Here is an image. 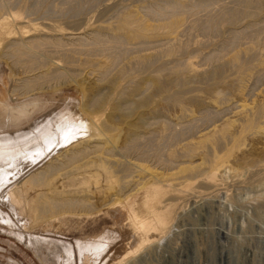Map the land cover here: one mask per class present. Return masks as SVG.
<instances>
[{"label":"rangeland","instance_id":"374dc122","mask_svg":"<svg viewBox=\"0 0 264 264\" xmlns=\"http://www.w3.org/2000/svg\"><path fill=\"white\" fill-rule=\"evenodd\" d=\"M3 1L8 3V6L4 11H0V15L3 16L0 21L8 23V25L0 29L1 140L6 139L8 141L7 150L15 151V154L18 151L17 154L21 155L33 149L42 148L55 135H60L68 130L73 132V139L68 141V148H56L55 151H52L54 154H49L51 151L48 152L44 157L38 159V162L36 161L34 165L26 169V172L31 169L41 171L50 162L62 158L61 153L66 149H71L74 145L80 147L83 144L93 145L97 142L103 145L105 142V147L109 146L115 149H113L114 152H111L115 155L113 158L128 159L136 163L142 162V165L153 171L169 173L173 169L176 171V167L181 163L189 161V158L185 156L186 152L182 150L186 143L197 142L202 131L205 132V129L208 130L213 125H221L226 118L236 119L231 109L225 110L226 112L215 109L210 111L212 117L203 119L205 118L203 116L207 115L205 110L207 112V109L212 106V102L219 98L217 96L221 98L223 93V98L236 99L240 87L245 85L247 102L251 104L252 100L257 99L263 100L262 103L264 104V92H262L264 91V75H256L259 70L258 67L260 68L264 62V24L262 23L264 22V0H258L261 1L259 5L262 6L260 9L258 5L260 15H257V9L256 16L248 15L253 17L251 18L252 21L254 20L253 22L247 18V15L239 16L242 19L235 18L233 25L228 23L229 27L227 28L223 22V26L221 25L223 30L221 29L219 34L209 36L204 33L200 21L205 20L204 17L207 16L204 15H213L214 12V15H218L222 10L221 1L218 4V0H212L215 5L211 4L213 6L209 10L201 11L197 15L202 16V20L197 16L189 17L185 13L179 14L178 16L184 22L181 30L179 29L178 34L175 35L178 38L176 41L178 44L176 46L171 45V53L167 51L170 45L159 41L164 38L163 33L160 32L159 34L157 31H148L150 34L148 40L152 44L145 47H131L127 55L120 56L122 59L118 57L119 60L116 59L117 56L114 53L102 49V47L92 50V52L78 53L76 51L73 54L70 51L65 52L56 49L55 51L54 48H50L48 51L47 49L49 59L47 57V65L44 71L51 73L53 70L60 72L63 70L66 75L64 78L47 79L44 81L46 83L39 84L35 90L28 91L29 93L26 90L25 93L21 85L22 79L27 75L29 76V73L27 70H23V65L14 66L13 59L4 54L8 52L7 45L11 41L22 36L25 39L38 37L42 32L36 31L34 27L37 26L39 29L45 30L43 31L45 34L50 32L48 34L50 36L56 34L55 31L59 26L65 28L67 32L70 29L72 30L70 32L80 31L84 33H86L85 28L88 25L97 26V24H101L116 27L119 25L118 22L120 23L117 15L119 18L123 17L130 11L141 9L158 0H86V3L83 0ZM163 1L167 2V0H159L158 2ZM168 1L175 2V0ZM179 1L191 4L195 0H176L178 3ZM237 1L222 0L224 2L222 4L224 8L228 4L227 10L230 7H233L232 10H234L240 3ZM216 6L221 9L218 10ZM73 7L75 8L74 11L72 10ZM212 9L213 12H211ZM67 10L68 12H66ZM121 12H123V16H121ZM18 13L20 16L21 14L24 16L14 17L12 15ZM147 19L149 22L152 21L151 23L155 22L152 19ZM236 19L240 23L236 21L234 24ZM249 23L256 29L260 27L257 30L260 32L253 33V36H243L233 43L235 46L232 45L228 48L227 44H230L235 37L234 33L230 32L238 29L240 32L245 28L247 30ZM184 25L185 27H183ZM246 47H251L253 50L251 53L254 55L250 53L248 55L240 54L239 60L241 61L229 64V57L238 54L240 50ZM50 50L55 52L51 53ZM157 50L161 56L158 55V59H153L152 64L149 63L145 65L146 67L137 64L136 57L148 53H158ZM219 52L220 56L218 55ZM216 54L219 58L208 62L207 58L212 55L216 56ZM1 55L3 56L1 57ZM62 57L64 58L62 59ZM188 60L194 63L193 65L195 68L197 67L198 71L185 69ZM134 61L138 66L134 64ZM185 61L187 62L184 63ZM240 63H244V65H240ZM49 64H54L53 67H60H54V69ZM113 64L117 65L114 66ZM124 71H127L129 75L127 72L126 75ZM33 73L30 72L31 75ZM102 73L107 75L106 78L103 77L104 74ZM15 88L18 93L14 92ZM6 106L11 109L23 106L26 107L27 113L24 116L12 117V120L5 119L3 123L1 121L6 116L4 109ZM188 114H194L196 121L187 122L188 120L184 119V116ZM80 122H88L86 126L89 128L84 127V125L81 128L76 127ZM187 126L189 127L186 128ZM73 127H76L77 132L71 130ZM94 127L97 129L94 130ZM42 131L43 133H41ZM259 136L256 138L255 136L247 137L248 140L246 138V141L238 143L242 146L238 144L233 146L229 142L220 149L218 147V152L223 155L229 149H233L230 155L233 156H231L232 161L237 167L233 166L239 167V169H244V167L250 169L252 164H255L254 162L264 159L262 136ZM132 138H140L138 141L140 145L142 144L140 148L142 151L137 150L136 153L123 149ZM25 147L26 149L22 151ZM224 147L226 148L224 149ZM158 148L162 150H158ZM143 151L147 152L142 154ZM157 153L162 155L161 158L157 157ZM104 157L113 160L112 156L110 159V156L101 152L84 155L72 165L64 166V169L60 167L59 169L62 168V170L56 171L54 176L52 175L51 181L63 187L67 184L68 174L71 177L72 175L83 177L99 172L96 166L100 160L105 159ZM157 158L164 159L165 162L169 160V163L164 165L158 162ZM193 161L200 163L201 156L194 158ZM242 169L240 170L241 173H245H242V176L240 173L241 178H230L228 176L230 174H227L226 179L221 181L222 187L218 185L215 187L216 189H206L207 191L202 189L206 194L208 193V195L204 193V196L198 193V187L201 184L199 182L203 180V178H198L201 180L196 181L193 185L198 187L191 189L198 191L194 190V193H190L192 191L188 189L190 194L186 190L184 191L185 195L181 190L182 200L177 201V204L166 212L165 207L158 205L156 201L145 204L144 200L147 195L142 190V185L137 186L139 190L134 189V186L130 188L133 191L126 190V198H124L125 193L117 189L118 184L109 186L108 183L101 182L95 185L92 183L84 188H77L78 186L70 188L76 190L78 196L86 197L85 199L91 205L78 207V209L69 212L62 211L52 217L44 218V215L41 214L40 217L44 219L42 218V221L39 220L36 224L32 212L28 209L23 216L31 228L27 230V234L31 233L30 235L44 239L39 243V256L20 237V223H16L14 226L0 220V264H120L118 263L119 260L124 258L129 251L131 253L135 251V253L125 257L121 264H138L141 262L145 264V261L147 264H264V173H262L264 171L260 167L257 169L256 166L253 169L256 170L257 174L251 173L250 175V172L246 173L247 170L244 169L243 171ZM125 173L123 171L120 175L127 176ZM147 174L145 172L139 175L145 177ZM144 181L141 180L139 183ZM38 189L33 190L35 192L30 191V196L34 197L38 193ZM65 189L67 190V188ZM169 190V192L174 193L171 189ZM128 193L130 197L127 195ZM121 194L123 195L121 196ZM182 195L186 198L184 199ZM156 209H160L161 222L164 225L158 219V222L153 221L157 225L156 229L148 233H141L134 228L132 224L134 214L140 215L139 217L144 216V219L147 218L151 221V213ZM0 210L8 213L7 215L15 222L13 213L7 207L0 205ZM141 238L145 242L142 243ZM90 243L101 247L100 254L88 249L87 245ZM86 258L89 260L86 261Z\"/></svg>","mask_w":264,"mask_h":264},{"label":"bare ground","instance_id":"6f19581e","mask_svg":"<svg viewBox=\"0 0 264 264\" xmlns=\"http://www.w3.org/2000/svg\"><path fill=\"white\" fill-rule=\"evenodd\" d=\"M83 1H84V3H86L85 2L86 0H83ZM83 1H81V2H83ZM92 1H95V0H92ZM158 1L154 2L151 5L149 4L148 6L145 5L146 7L144 6L141 9H138V10L136 9L134 11H130L129 13H126L125 15L123 14V12H121L122 13L121 16H123V15L124 16L120 17L121 18L120 19L119 16L117 15L118 21L120 20V23L117 21L119 25H117V26L115 25L116 27H114L112 25H110V27H109L108 25L105 26V25H101V24L100 25L97 24V26L88 25V27L85 28L86 33L80 32L78 29L77 30L79 32H77V31L70 32V31H72L70 29H69V32H67L65 30V28L63 29V27L59 26L57 30L54 29V27H53V29L56 30L55 31L56 34L53 35L52 34L53 32H52L51 34L53 36H50V35H48L50 32L45 34V32L43 33V31H45V30H41V29H39V27L37 25H35V26H37V27H34V28H36V31L42 32L38 35V37L28 38L27 37L28 35H27L25 37H27L28 39L27 38L25 39L22 36L21 38H19L17 40L11 41L9 43V45H7L8 46L7 48L10 51L8 49L7 50H8V52H10V54H8V52L4 53V54H6V57L10 56V58L13 59L14 66L23 65L22 66V67H24L23 70L24 71L27 70V73H29V76L27 75V77L22 79V84H21L22 88L24 89V92L26 90L27 93H29L30 91L35 90V87L39 86V84L46 83L44 81H46L47 79L49 80L52 78L53 79L64 78L66 75V72H63V70H62V72H60L58 70H53V71H51V73L44 71V68L47 65V61H46L47 57L49 59L48 51L50 48H54V50L56 49L59 51L62 50L65 52L70 51V52H72L71 54H73V52L75 53L76 51H78V53H82L84 51L85 52H90V51L92 52V50H97L99 47H102V49L109 50L112 53H114L117 56L116 59H118V57H120L121 55L122 56L127 55V53H129V50L131 47L132 48L134 46L135 47H137V46L138 47H143V46L145 47L149 44H152V42L150 40H148V35L150 36V34H148L149 33L148 31H153V32L157 31V32H159V34H160V32L163 33L164 38L159 40V41L162 43L165 42L166 44L170 45V47L167 46L168 49L166 48L167 51L170 52L171 45L176 46L178 44V43L176 44V41H178L177 40L178 38H176L175 35L178 32V30L181 28V26L183 25V22H184L178 15L185 13V14L189 15V17H195L201 11L203 12V11L209 10V8L211 6L215 5V3H213L212 0H195L194 3L192 2L191 4H187V2L182 3L180 1L178 3V2H176V0L173 3L169 2L168 0H167V2H164V1L158 2ZM215 1H217V0H215ZM218 1H219V2H217L218 4L221 1L220 7L222 8V10L220 12L217 11V12H219V14L214 15L215 14V12H214L213 15H210L208 13L209 15H204V16H207V17H204L205 20L200 21V26L204 30V33H206L208 36L213 35V34H219L220 30L222 29L221 27L223 26L222 25L223 22L225 25H227V26L224 25L227 28V27H229L228 23L233 25V21L237 17L240 18L243 15L244 16L247 15L248 19L253 18L251 16H253V15L256 16V13H255L256 9L258 10V5H259V3L261 4V1L259 2L258 0H241V1L238 0L240 3L237 4L238 6L236 5L237 8L232 10L233 7L232 8L230 7V9L232 10L231 11L230 9L227 10V8H226V7H228V4L224 8V5L222 4L224 2H222V0H218ZM231 1L235 2L237 0H231ZM8 2H9V0H8ZM211 4H213V5H211ZM7 6H8V3H6L3 0H0V11H2V10L4 11V9ZM259 6H260V9H262L261 8L262 6L261 5H259ZM217 8H218V10L221 9V8H219V6ZM74 9L75 8L73 7L72 10L74 11ZM71 11H70V13H71ZM73 11H72V13L74 14ZM259 11L260 10H258L257 15H260L261 12H259ZM66 12H68V10ZM208 12H210V11H208ZM211 12H213V9ZM251 14H253V15H251ZM12 15H14V17L20 16L19 13L18 14H12ZM248 15H251V16L249 17ZM21 16H22V14H21ZM197 17H199L200 20L203 19V18L201 19L202 16H197ZM2 18H3V16L0 15V19H2ZM147 18L152 19L156 23L155 22L151 23L152 21L149 22ZM244 18H246V17H244ZM240 19H242V18H240ZM236 21H237V19L235 20L234 24L236 23ZM251 21H252V19H251ZM251 21H250V23H251ZM196 22H197V20H196ZM238 22L239 21H237V23ZM259 23H260V21H259ZM262 23L264 24V22H262ZM260 24H259V26H260ZM7 25H8V23H4L3 21H0V29H3ZM198 25H199V23H198ZM255 25H258V24H255ZM183 27H185V25ZM247 27H248L247 30L245 28L244 30H242L240 32H238L239 29L234 31V32L233 31L230 32V33H234L233 35L235 37L234 38L231 37L233 39H232V42L230 44H227L228 48L231 47L232 45L235 46L233 43L237 42V40L241 39V37L253 36L252 35L253 33L260 32V30L257 31L258 29H260V27L256 29V27L251 25V24ZM249 27H251L250 29H252V30H250ZM21 28H22V26H21ZM236 28H238V27H236ZM263 28H264V26H263ZM231 30H233V29H231ZM255 31H257V32H255ZM83 33H84V35H83ZM151 36H153V35H151ZM177 37H179V36H177ZM165 47H166V45H165ZM47 49H48V51H47ZM166 49H165V51H166ZM50 51H51V53L53 52L52 50H50ZM251 51L253 52L251 47H246V48L240 50V52L238 54L229 57V59H228V61L230 62L229 64L237 63L238 61H241V60H239L240 54L248 55L250 53L251 55H254L253 53H251ZM157 52L158 53H156V52L155 53H148V54H143V55L136 57L135 59H136L137 64L139 63V64H142L143 66L148 65L149 63L154 61L153 59H155V58L158 59V57H159L158 55H160V53L158 50H157ZM93 53H95V52H93ZM163 53H166V52H163ZM3 55H1V57ZM218 55L219 56L221 55L220 52ZM63 56H65V55H63ZM219 56L217 57V54H216V56L212 55V56H209L207 58V60H208V62L209 61L212 62V60L219 58ZM245 57H247V56H245ZM63 58L64 57H62V59ZM243 59H248V58H243ZM90 60H92V59H90ZM118 60H115V61L119 62ZM155 61H158V60H155ZM228 61H226V62H228ZM49 62H50V60H49ZM67 62L65 61V63H67ZM186 62L187 61H185L184 63H186ZM215 62H216V60H215ZM242 62H243V60H242ZM244 62H245V60H244ZM50 63H52V62H50ZM134 64H136L135 61H134ZM137 64H136V66H138ZM193 64L194 63H192V61L190 62L188 60V63L186 64L187 68H185V65H184V68L186 70L190 69V71L191 70L192 71H198L197 67L195 68ZM241 64L244 65V63H240V65ZM53 65L54 64H52L50 66L53 67ZM116 65H114V66H116ZM54 67H60V66H54ZM161 67H163V66H161ZM239 67H242V66H239ZM58 69H61V68H58ZM62 69H64V68H62ZM108 69H109V67H108ZM258 69L259 70H258V72L256 71L257 72L256 75H258V76L264 75V62L260 68L258 67ZM122 70H123V68H122ZM109 71L111 72V69ZM30 72H34V73L31 75ZM67 72H69V71L67 70ZM126 72L124 71L125 74H126ZM188 73H190V72H188ZM67 74H69V73H67ZM102 74H104V73H102ZM127 74H128V72H127ZM106 76H105V74L103 75V77H105V78H106ZM42 81H43V83H42ZM124 81H126V80L124 79ZM241 81H243V80L241 79ZM236 82H237V80H236ZM244 82H246V81H244ZM128 84H130V83H128ZM246 89L247 88L245 85L243 87L241 86L239 89L240 91H239L238 97L236 99L223 98L224 97L222 95L223 93L221 94V98H220V96H217V97H219V98L216 97L217 99L215 98L216 101L212 102L213 104L210 108L208 107L209 109H207V112L205 110V113L207 115L203 116L205 118H203V117L202 118L208 119V118L212 117L210 111H214L215 109L216 110L221 109L224 111L231 109V110H233L232 113H233V116L236 117V119L231 120L229 118L228 119L226 118V120H224V122H222L221 125H215V126L213 125L210 129H208V130L205 129V132L202 131L201 132L202 134H200V137L198 136L199 140L197 142L196 141H194V142L190 141L189 143H186L183 146L182 150H184L186 152L185 156H187L189 158V161L181 163L180 165H178V167H176L177 168L176 171L173 169L174 171L172 170L173 172L172 171L170 172L168 169L169 173L160 172L157 170L153 171V170L147 168L145 165H142L143 164L142 162H140L141 163L140 164V163H136L134 161L133 162L129 161L128 159L122 160V159H118V158L117 159L113 158L115 155L111 152L112 151L114 152L115 149L113 147L110 148L109 146L105 147V142H103V145H100L99 142H97L93 145L89 144L90 146L88 144H86V145L83 144V146H80V147H76L74 145L72 148L69 147L71 149H66L65 151L63 150L64 151L63 153L60 152L62 158H60V159L58 158L59 160L55 159V161H54V159H53L54 162H50V160H49L50 163L48 165H46L45 168H43L41 171L38 172L36 170L31 169L28 172H26L27 171L26 169H28L29 167L34 165V163H36V161L38 159L44 157V155H46L48 152L51 151V153H49V154H54V153H52V151L53 150L55 151L56 148L57 149L60 147L64 148V149L66 147L68 148V145H69L68 141L73 139V132L68 130V131L63 132L60 135H55L51 139L48 138L49 141L46 139V141H48V142H46V143L44 142L45 145H43L42 148L33 149L27 153H22L21 155L17 154L18 151L15 154V151L10 152L9 150H7L8 146H9L8 141L6 139L1 140V138H0V205H2V207H7L13 213V215L16 219L14 222V220H12L9 217V215H7L8 213H5L2 210H0V220H3V222H6V223L14 225V226H16L15 225L16 223H18V224L20 223L21 224L20 225L21 226L20 227L21 232L19 233L20 237L22 239H24L25 244L28 245L29 247H31L33 249L34 253L39 256V245H40L39 243H40V241H44V239L30 235L31 234L30 232H29L30 234H27V230L28 229L30 230L31 228L26 223L25 217L23 218V216L25 215L26 210L28 209L30 212H32V214L34 216V223L36 224L39 222V220L42 221L43 217H40L41 214L44 215V218L52 217L53 215L58 214L59 212L61 213L62 211L69 212V211H72L74 209H78V207H83V206L87 207V205H89V204L91 205V203L87 202V200L85 199L86 197L82 198L81 196H78L75 192L76 190H73V189L71 190L70 188H74L76 186H78L77 188H79V187L84 188L86 186L91 185L92 183H94L93 185H95V184H99L101 182H103V183L105 182V183H108L109 186L111 184H118L117 189H120L121 192L125 193L126 190H129L132 186H134V189L136 188V190H139V189H137V186L142 185L141 188H143L142 190L144 191V193L146 192V195H147L145 200H144L145 204L150 203L152 201H156L158 203V205H163L165 207V212H166L169 209H171L172 207H174L177 204V201L182 200L181 199V193L182 192H180L181 190L183 191V193H185L184 191H186L188 189L191 190L194 187H198V186H193L196 181L201 180V179L198 180V178H203V180H202V182L201 181L199 182V183H201L200 186L198 187L199 191L197 189H194V190H197L198 193L201 195L203 194L202 196H204L206 194L202 189H205V190L210 189L211 190V188L213 189V188L217 187L218 185H221V187H222L221 181L226 179L225 177L227 174H230V175H228V176H230V178L231 177L232 178L236 177V179H237V177L241 178L240 177V173H241L240 170L242 168L241 169H239V167L236 168L237 166L232 161L233 156L230 155V154H232L231 152L233 149H229L227 153H224L222 155V154H219L218 147L220 149V147L227 145V143H229V142L232 143L233 146H236L238 143L246 141V138L248 137V135H250L251 137L255 136V138H256V136L260 135V136H262L261 139H262V144H263V148H264V104L262 103L263 100L260 101V100L254 99V100H252L251 104L248 103L246 100L247 99L246 98V96H247V93H246L247 90ZM16 91L17 90L15 88L14 92H16ZM262 92H264V91H262ZM16 93H18V92H16ZM123 93H125V92H123ZM259 93H261V92H259ZM119 95H121V94H119ZM219 95H220V93H219ZM260 96L262 97V94H260ZM258 97H259V95H258ZM4 109L6 110L5 111L6 116L4 119H2L1 122H3L5 119L12 120V117L15 118V117L20 116V115L24 116L27 113L26 107H23V106L16 108V109H11L10 107L6 106V108H4ZM220 112H219V114H221ZM193 115L188 114V115L184 116L185 117L184 119L188 120L187 122H194V120L196 121V119H195V116H193ZM5 124H7V123H5ZM87 124H88V122H85V123L80 122L76 127L81 128V127H83V125L85 127ZM76 127H73V129H71V130L72 131L75 130ZM188 127L189 126H187L186 128H188ZM62 128H64V127H62ZM87 128H89V127H87ZM183 128H185V127H183ZM96 129L94 127V130H96ZM41 133H43V131ZM250 136L248 138H251ZM44 137H47V136H44ZM248 138H247V140H248ZM139 139L140 138H132L129 142H127L125 148L123 147V149L126 151H131V152L135 151L136 153H137V150L139 152L142 151V149H140L142 144L141 145L139 144V141H138ZM37 142H39V141H37ZM143 143H144V141H143ZM23 145H25V144H23ZM238 145H240V144H238ZM240 146H242V144ZM162 147H159V148H162ZM14 148H16V147H14ZM159 148H158V150H162ZM225 148L226 147H224V149ZM24 149H26V147L23 148L22 151ZM154 151H155V149H154ZM262 151H263V149H262ZM13 152H14V154H13ZM56 152H57V150H56ZM97 152H101L104 155L110 156V159H111V156L113 158V160H108L105 157H104L105 159L101 158L102 160H100V163L96 166L97 170L99 172H95L92 175H87V176H83V177H77L74 175H72V177H71V175L68 174L67 175L68 179L66 178L67 184L64 185L63 187H61L60 185H57L56 183L51 181L53 178L52 175L54 176V173L56 171H58V170L61 171L64 166L67 167V166L72 165L73 163H75L77 161L78 158H80L82 156L84 157V155H87V154L93 155V153H97ZM146 152L147 151H145V152L143 151L142 154L146 153ZM159 153H157L156 155L158 158H161L162 155H159ZM199 156H201V162L195 163L193 161V159L196 157H199ZM56 157H57V155H56ZM172 158H174V157H172ZM158 160H159L158 162H160L164 165H165V163H167L169 161V160L168 161L166 160V162H165L164 159H158ZM255 160H257V159H255ZM254 163L255 164L254 165L252 164L250 169L249 168L245 169V167H244V169L247 170L246 173L250 172V175H251V173L253 175L255 173L257 174L256 170L253 169L256 166H257V169L260 167L264 171V159H262V160L259 159ZM233 165H235L236 167ZM60 167H62L61 170L59 169ZM244 169H242V170L244 171ZM123 171H124V173L128 172V173H125V174H127V176H125V175L121 176L120 175V173L122 174ZM145 172L148 174L145 177H140L139 174L145 173ZM242 173H245V172H242ZM242 173H241V176H242ZM262 173H264V172H262ZM258 175H261V174H258ZM141 180H145V181L139 183ZM238 180H240V179H238ZM219 183H221V184H219ZM64 187L67 188V190ZM36 188H39L38 190L40 192L38 190H36V191H38V193L34 197H31L30 191L35 192L33 190H35ZM46 188H48V191H46ZM169 189H171L172 192H174V193L169 192L170 191ZM120 190H119V193H121ZM194 190H191L192 192H190V193H194L193 192ZM130 191H133V190L130 189L129 192ZM79 192H81V191H79ZM168 192L170 193V195ZM188 193H189V190H188ZM122 195L123 194H121V196ZM125 195H126V193L124 194V196ZM127 195L130 197L129 193ZM185 195H186V193H185ZM206 195H208V193ZM124 198H126V196ZM185 198L186 197H184V199ZM87 199H88V197H87ZM159 211H160V209L153 210V212L151 213L153 220L151 219V221H149L150 219L148 220L147 218L144 219L143 218L144 216L139 217L140 215L138 216V214L137 215L134 214L133 218H132V224H133L134 228L141 233H148V232L156 229L157 225L154 224L153 221L158 222V219L160 220V223L164 225V223L161 222V220H162L161 215L162 214L159 213ZM23 225H24V227H23ZM140 240H142V243L145 242V240L142 238ZM41 244H42V242H41ZM87 247L89 250L95 252L96 254L97 253L100 254L99 252L101 250V247L94 246V244H91V243L89 245H87ZM63 248H64V246H63ZM40 249H41V247H40ZM50 250H52V249H50ZM133 253H135V251H132V253L129 251V253H127L126 256H124V258L127 257L128 255L133 254ZM85 256H87V255H85ZM124 258L120 259L118 263L121 264L122 261L124 260ZM88 260L89 259L86 258V261H88ZM138 264H144V263L141 262ZM145 264H147L146 261H145Z\"/></svg>","mask_w":264,"mask_h":264}]
</instances>
